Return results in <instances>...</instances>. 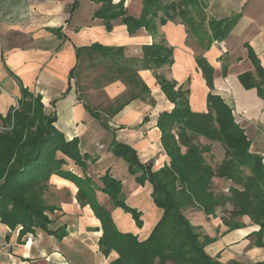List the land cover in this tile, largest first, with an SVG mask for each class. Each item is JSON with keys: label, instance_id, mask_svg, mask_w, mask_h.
Returning <instances> with one entry per match:
<instances>
[{"label": "crops", "instance_id": "0c3cea01", "mask_svg": "<svg viewBox=\"0 0 264 264\" xmlns=\"http://www.w3.org/2000/svg\"><path fill=\"white\" fill-rule=\"evenodd\" d=\"M203 1L209 36L212 33L208 26L210 20H233L227 35L222 40L213 38L208 50L202 49L198 38L180 18L159 25L158 35L153 37L144 27L130 34L120 18L113 20L112 31H107L103 19L95 17L101 4L94 0H0V115L5 116L11 107L17 106L21 97L17 76L25 87L42 96L45 111L56 114L55 125L66 139L77 138L82 153L95 159L94 162L88 160L85 170L70 162L71 170L79 176L93 177L98 186L101 185L99 177L109 171L122 181L127 203L130 196L143 199L142 194H146L148 205L145 214L141 210L143 226L139 228L130 213L114 207L107 195L96 191L98 201L111 211L117 227L137 234L140 239L149 235L163 210L151 198L152 185L149 182L144 186L138 184L136 176L129 172L128 163L110 147L114 139L132 146L141 162L153 161L155 170L169 161L162 147L157 120L161 112L171 111L174 104L158 84L157 74L183 84L189 89L191 109L206 112L210 89L196 62V56L203 55L214 68V93L221 95L233 109L236 121L251 142V152L261 155L264 163V96L257 87L247 88L240 79L242 74L250 72L260 81L247 45L252 47L264 70V0ZM124 2L129 15H141L142 0ZM162 38L174 49V63L138 70L149 91L110 73L105 76L110 60H93L96 65L91 66L87 53L80 59L77 57L78 48L97 42L103 46L124 47L125 57L142 59V47ZM100 68L104 71L98 73ZM84 74L95 76L88 90L82 82ZM261 87L264 92V82ZM90 93L103 95V100L91 105L87 100ZM134 94L136 97L131 98ZM104 99L109 101L102 109L99 104ZM127 100L121 110L110 115L109 110ZM89 107L98 110L101 119L93 116ZM103 120L110 128L104 127ZM200 140L210 145L215 164L224 159L225 149L221 143L203 137ZM53 182L64 186L69 195L60 203L61 210L50 227L66 226L67 235L59 239L38 229L34 234L19 238L17 229L12 231L0 222V264H109L117 258L115 251L108 256L100 251V221L89 205L79 204L75 184L55 175L50 179V183ZM231 185L228 179L213 178L217 192L228 193ZM185 213L203 235L215 238L205 246L209 256L222 264H264V233H258L260 226L250 217H239L244 226L231 230L219 211L214 216H206L197 209L186 208Z\"/></svg>", "mask_w": 264, "mask_h": 264}, {"label": "trees", "instance_id": "16d2710c", "mask_svg": "<svg viewBox=\"0 0 264 264\" xmlns=\"http://www.w3.org/2000/svg\"><path fill=\"white\" fill-rule=\"evenodd\" d=\"M94 1L101 4L95 17L103 19L107 31H112V21L120 18L130 34L144 27L156 37L159 25L180 18L188 24L203 50L210 48L213 38L222 40L233 25L232 19L210 20L208 26L212 33L209 36V30L205 29L206 5L203 0H142L139 17L127 13L124 0ZM247 48L260 81L257 82L250 72L242 74L240 79L247 88L257 87L260 95L264 96L261 87L264 70L252 47L247 45ZM142 49V59L127 58L124 47L103 46L96 42L78 48L77 57L80 59L82 54L87 53L91 57V66L96 65L94 61L98 59L110 60L105 76L110 73L149 91L141 81L138 70L173 65L174 49L165 38L144 45ZM196 62L210 89L206 112L191 109L189 89L183 84L178 85L175 80L156 75L162 91L174 104L171 111L161 112L157 120L162 147L169 157L167 163L155 170L153 161L141 162L132 146L115 139L111 143L110 150L128 163L129 172L136 176L137 183L144 186L149 182L152 185L151 198L163 210L162 217L145 239L132 232L121 231L111 211L96 197L97 190L107 195L113 206L130 213L141 228L142 212L127 203L122 181L106 171L99 177L101 185L98 186L93 177L79 176L71 170L68 166L70 162L85 170L88 160L94 162L95 159L82 153L77 138L66 139L55 125L56 114H48L42 96L30 91L17 76L21 97L17 106L11 107L5 116L0 115V222L11 230L20 227L21 236L40 228L59 239L64 238L67 235L66 226L50 227L53 220L46 213L56 209L44 197L50 179L55 175L74 183L79 204L82 207L89 205L99 219L102 230L98 241L100 251L106 256L112 251L118 255L109 264H222L205 251V246L215 238L202 234L186 215V208L197 209L206 216H214L218 209L228 211L229 215H223L222 219L231 230L243 227L244 223L238 218L248 216L260 226L258 233L262 235L263 157L251 152V142L236 121L233 109L221 95L214 93L213 66L203 55H197ZM75 69L70 72V77H73ZM109 79L112 80L111 77ZM134 97L136 94L131 98ZM129 100L109 110L110 115L121 110ZM89 110L93 116L101 119L98 110L90 107ZM102 124L110 128L106 121L103 120ZM201 137L221 143L225 149L221 162H213L211 147L202 143ZM215 177L232 182L228 193L214 190Z\"/></svg>", "mask_w": 264, "mask_h": 264}, {"label": "rangeland", "instance_id": "374dc122", "mask_svg": "<svg viewBox=\"0 0 264 264\" xmlns=\"http://www.w3.org/2000/svg\"><path fill=\"white\" fill-rule=\"evenodd\" d=\"M102 71H104V68H100V69H98L97 70V72L98 73H101ZM85 75V77H83L82 78V82H84L86 85H87V90L89 89V88H91V82H92V79L95 77L94 75L92 76L91 74H89V76H88V74H84ZM93 77V78H92ZM107 82V81H106ZM94 93H90V94H88V96H87V100H90V104L92 105H94V104H96V103H98V102H100L101 100H103V95H93ZM84 95H85V93H84ZM93 95V96H92ZM94 100V101H93ZM105 101H103L101 104H99L100 105V107H102V109H104V108H106V104H107V102L109 101L108 99H104ZM91 101H93L92 103H91ZM213 160V159H212ZM61 181V180H60ZM127 192V191H126ZM130 192L131 191H128L127 192V194H130ZM67 195H69V192L68 191H66V189H64V186H60V184L59 183H56V182H53V183H50L49 182V184H48V188L46 189V191H45V194H44V197H45V199H46V202L49 204V205H53V207H55L56 209L54 210V211H47L46 213L48 214V216H49V218L50 219H52L53 220V223L56 221V215H58L59 214V210H61L60 209V203L62 202V201H65V200H67ZM143 196H144V198L143 199H141V196H137L136 198H133L132 196H130V197H128V204L130 205V206H132V207H134V208H137L139 211H143V213L145 214V211L144 210H146V208H147V205H148V203L147 202H145V193H143L142 194ZM147 197V196H146ZM135 201V202H138V205H135V203L133 202V201ZM115 207V206H114ZM116 209V208H115ZM217 211H219V213H220V216H222V215H224L225 216V214L228 216L229 215V213H228V211H223L222 210V212L218 209ZM216 211V212H217ZM113 215V214H112ZM226 216V217H227ZM50 225H52V224H50ZM117 225V224H116ZM17 230H18V235H19V231H20V227H18V228H16ZM38 229H40V228H36V230H38ZM35 230V231H36ZM41 230V229H40ZM13 231V230H12ZM28 234H34V232L33 233H28ZM25 235H27V234H25ZM25 235H23V236H25ZM23 236H21V235H19V238H22Z\"/></svg>", "mask_w": 264, "mask_h": 264}, {"label": "bare ground", "instance_id": "6f19581e", "mask_svg": "<svg viewBox=\"0 0 264 264\" xmlns=\"http://www.w3.org/2000/svg\"><path fill=\"white\" fill-rule=\"evenodd\" d=\"M123 221V220H122Z\"/></svg>", "mask_w": 264, "mask_h": 264}]
</instances>
